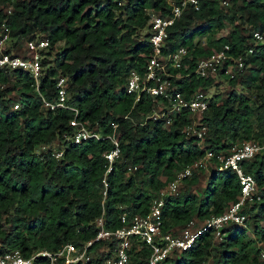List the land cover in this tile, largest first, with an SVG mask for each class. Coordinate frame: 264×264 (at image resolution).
Instances as JSON below:
<instances>
[{
  "label": "trees",
  "instance_id": "16d2710c",
  "mask_svg": "<svg viewBox=\"0 0 264 264\" xmlns=\"http://www.w3.org/2000/svg\"><path fill=\"white\" fill-rule=\"evenodd\" d=\"M198 4V9L183 10L167 27L163 52L180 46L187 52V67L174 70L180 77H171L176 88L187 94L216 85L214 77L193 72L194 61L224 44L233 55H242L247 68V73H237L240 77L220 76L231 88L224 97L219 92L208 97L200 118L206 131L199 142L182 131L186 110L165 127L161 119L148 117L154 103L147 93L135 99L125 91L130 71L142 73L152 54L144 31L148 10L166 14V0H0V23L9 29L11 47L22 39H48L41 50L40 94L53 100L57 75L65 77L67 105L101 136L73 143V111L44 107L27 70H0V252L17 249L30 257L42 249L56 251L65 243L83 247L95 236L101 213L104 227L112 230L121 225L122 213L127 220L143 215L159 196L163 230H178L189 219L202 224L235 200L237 176L229 168H219L217 156L243 140L264 144V0ZM226 24L228 33L216 36ZM253 30L262 40L252 37ZM200 37L205 46L198 44ZM247 48L252 51L246 55ZM11 93L17 97L16 109ZM111 123L116 124L120 154L105 175L104 188L103 153L112 147L106 137ZM55 141L56 148L63 149L58 158L51 152ZM206 152L211 157L203 186L191 189L206 168L199 167L168 192L174 172ZM130 165L136 166L132 172L127 171ZM243 167L254 178L258 195L241 209L247 215L245 226L225 224L220 241L206 230L186 250L156 264H264V148L243 161ZM249 220L261 247L243 240ZM103 245L101 240L88 247L94 252L89 264H103L108 255L98 251ZM147 258V248L132 241L127 264H148ZM46 263V257H33L32 264Z\"/></svg>",
  "mask_w": 264,
  "mask_h": 264
},
{
  "label": "built area",
  "instance_id": "2783aa9c",
  "mask_svg": "<svg viewBox=\"0 0 264 264\" xmlns=\"http://www.w3.org/2000/svg\"><path fill=\"white\" fill-rule=\"evenodd\" d=\"M166 1L170 6L166 14L160 15L153 10H148L146 31L152 54L147 59L145 70L142 73L130 71L124 85L125 91L134 93L135 99L142 92L147 93L154 103L148 117L152 120L161 119L165 127H168L176 117L186 110L188 121L182 126V131L186 136L196 137L199 142L206 131V126L200 121V118L207 108L209 96L207 91L201 88H195L187 94L181 92L171 80V77H180L179 72H174L175 69L181 66L187 67V64H183V58L187 53L185 47L180 46L163 52L167 27L180 16L183 10L190 7L198 9L199 4L198 0ZM220 4L225 5L226 0H220ZM252 37L258 41L262 40V34L257 30L252 31ZM17 45L18 43L15 47H11L12 39L9 35V29L3 22L0 23V70H27L33 77L34 89L40 95L44 107L71 109L73 116L70 118L69 124L73 127V133L70 136L73 143H80L89 138H100L101 136L97 131L87 128L76 118L77 109L67 105L65 77L57 75L55 80L56 96L53 100L40 94L38 85L42 70L41 50L47 48L48 39L44 37L24 39L23 53L14 50ZM251 51V48H247L245 54L247 55ZM242 58V55L230 53L229 46L224 44L211 54L197 58L194 61L193 72L200 77H214L215 80H218L222 75L232 77L244 67ZM12 107L18 108V103H13ZM111 128V134L106 135V137L111 141L112 147L103 153L107 161L102 178L104 188L106 186L105 175L111 170L114 161L120 154L115 134L116 124L111 123ZM42 148L46 147L43 146ZM263 148L264 144L257 141L243 140L233 144L226 155L217 156L220 163L219 168H229L235 172L239 183V192L235 200L224 211L210 215L202 224H197L194 219H189L178 230H163L160 215L163 199L159 196L152 201L148 211L143 215L135 214L127 220L126 215L122 213L120 215L121 225L112 230L104 227L101 213L95 220L97 226L95 236L88 240L83 247L65 243L56 251L42 249L30 257L22 256L17 249L5 250L0 252V264H32L33 257L36 255L46 257V264H89L94 252L88 247L94 241L101 240L105 241L106 245H103L98 251L108 252V255L103 259V264H127L132 241L141 243L147 248L148 264H156L176 252L186 250L206 230L211 231L213 240L220 241L223 235L221 230L225 224L234 223L241 226L246 224L247 215L242 213L241 209L247 202L254 198L257 199L258 195L255 180L250 173L244 170L243 161L250 159ZM62 151V148H54L51 152L54 157L58 158ZM210 157V153L206 152L204 156L192 164L185 165L175 171L173 178L166 186V190L174 192L180 181L189 176L193 169L206 167ZM135 168L134 165L127 166V171L132 172ZM102 194L104 196L105 189L102 190ZM261 256L264 258V252L261 253Z\"/></svg>",
  "mask_w": 264,
  "mask_h": 264
},
{
  "label": "rangeland",
  "instance_id": "374dc122",
  "mask_svg": "<svg viewBox=\"0 0 264 264\" xmlns=\"http://www.w3.org/2000/svg\"><path fill=\"white\" fill-rule=\"evenodd\" d=\"M229 29H230L229 24H226V26L222 30H220V31H218L216 33V36L226 35L228 33ZM146 30H147V28H144V31L145 32H146ZM23 40L24 39H22L20 41H17L18 45H17V48H15L14 50L16 52H18V53H23V49H24ZM197 42H198L199 45L205 46V38L204 37L198 38L197 39ZM239 73H244V74L247 73V68H245V69L242 68V70ZM237 77H240V75L237 74ZM216 82H218L216 85H214V86L209 87L208 89H206L207 95L208 96H211L213 93L219 92L224 97L225 96V93L227 92V90H229V88H231V86L229 85L226 77H224V76L218 78V80H216ZM3 86H5V85H3ZM9 97H11L12 98V101H14V102H15V100L17 98L14 93L9 94ZM56 147H58L57 141L53 142L51 148L54 149ZM42 149H44V148H42ZM36 151L39 152L40 151V148H38ZM208 169H209V165L199 175V177H198L199 178V181H198L197 185L192 186L191 189L199 190L203 186L204 180H205V176L207 174ZM182 184L183 183L180 184V186H179L180 188H181ZM182 188H183V186H182ZM243 240L244 241H251L252 242L251 244H256V245H258V246L261 247V243L258 241V237L253 232V229H252V221L251 220H249V222H248L247 229H246V233H245V237L243 238Z\"/></svg>",
  "mask_w": 264,
  "mask_h": 264
}]
</instances>
